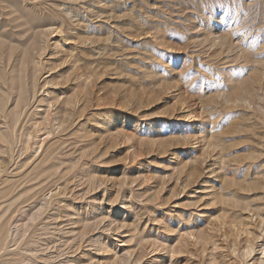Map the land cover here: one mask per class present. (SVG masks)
<instances>
[{
    "label": "rangeland",
    "instance_id": "obj_1",
    "mask_svg": "<svg viewBox=\"0 0 264 264\" xmlns=\"http://www.w3.org/2000/svg\"><path fill=\"white\" fill-rule=\"evenodd\" d=\"M0 264H264V0H0Z\"/></svg>",
    "mask_w": 264,
    "mask_h": 264
}]
</instances>
